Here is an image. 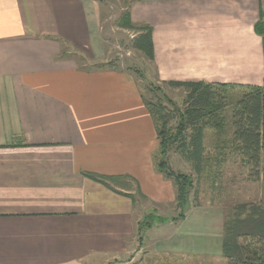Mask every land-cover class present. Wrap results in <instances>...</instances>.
<instances>
[{"label": "crops", "instance_id": "obj_1", "mask_svg": "<svg viewBox=\"0 0 264 264\" xmlns=\"http://www.w3.org/2000/svg\"><path fill=\"white\" fill-rule=\"evenodd\" d=\"M100 3L0 0V264L109 261L129 251L145 212L177 208L134 71L86 66L106 61ZM127 10L152 28L143 60L157 82L264 84L254 30L264 0H128ZM170 219L139 243L187 215ZM175 246L153 251L205 253Z\"/></svg>", "mask_w": 264, "mask_h": 264}, {"label": "trees", "instance_id": "obj_2", "mask_svg": "<svg viewBox=\"0 0 264 264\" xmlns=\"http://www.w3.org/2000/svg\"><path fill=\"white\" fill-rule=\"evenodd\" d=\"M120 26L134 29L132 44L142 51L146 58H153L152 28L146 23H133L129 11L120 16ZM255 32L264 40V15L254 25ZM63 44L62 39H59ZM112 65L111 62L91 64L93 68ZM182 87L185 95L182 108L167 99L170 107L157 101L150 102L142 95L148 113L154 123L158 139L154 154L156 168L172 179L176 188L175 202L180 220L185 216V206L193 189V177L176 171L168 165V152H175L186 162L196 175L208 167L221 168L228 157L238 159L246 171V179L258 181L261 178V155L264 150V84H227L221 82L186 81L169 82ZM228 89H240V96L231 103L229 115L230 132L226 133L225 110L229 105ZM176 121L172 127L171 121ZM214 130L217 141L207 151L205 131ZM223 132V133H222ZM157 156V157H156ZM209 164V165H208ZM98 180V175L88 174ZM148 213L138 221L139 238L144 230L154 223L166 221V217ZM221 256L225 264H264V201L238 202L224 214L221 238Z\"/></svg>", "mask_w": 264, "mask_h": 264}, {"label": "rangeland", "instance_id": "obj_3", "mask_svg": "<svg viewBox=\"0 0 264 264\" xmlns=\"http://www.w3.org/2000/svg\"><path fill=\"white\" fill-rule=\"evenodd\" d=\"M98 1L101 2L99 25L104 46V59H106L104 63L111 62L112 65L118 67H130L138 79L140 92L146 100L150 102L160 101L170 107L167 101L170 99L182 108V100L185 95L183 88L157 82L152 72L147 70L148 63L143 60L146 58L145 54L132 44L131 40L136 34L135 30L120 26V16L128 7V0ZM131 22L138 24L132 20ZM62 41V56L74 59L73 53L69 48L67 49L65 40L62 39ZM71 50L73 49L71 48ZM76 56L77 65H82L85 68L86 61H83L80 55L76 54ZM89 62L93 63L94 61L90 60ZM90 63L87 62L86 65L89 68H91ZM227 92L230 95L229 105L224 113L227 130L226 133L222 132L227 135L224 137H228L230 132L231 103L237 100L241 90L228 89ZM175 124L174 119L171 121V126L173 127ZM216 138L217 134L214 130L207 129L205 131L204 141L207 151L212 150L213 144L217 141ZM228 158L229 160L223 167L211 166L206 168L201 175H196L180 156L169 151L166 157L168 165L176 171L190 174L193 177V189L184 212L187 219L176 232H174L175 228L168 226L164 229L158 227L145 232L144 237L142 236L144 243L141 244L137 234L132 238L131 247L127 253L109 261H96L97 264H225V259L221 256L222 224L225 211L238 202L264 201V150L261 155L262 174L258 181L247 180L246 171L238 159H234L235 157ZM158 209L152 208L150 213L155 214L154 217L164 215L170 219L172 215L177 217L179 212L176 207L172 208L174 214L171 212V207L164 208L166 209L165 212ZM148 213L145 212L139 220ZM183 220H177L176 226ZM157 240L159 241L157 242ZM168 241H173L176 249H189L190 251H203L205 253L191 254L181 251L169 253L164 252L163 249L157 252L153 251V247L163 245ZM149 243L151 246L148 245Z\"/></svg>", "mask_w": 264, "mask_h": 264}]
</instances>
